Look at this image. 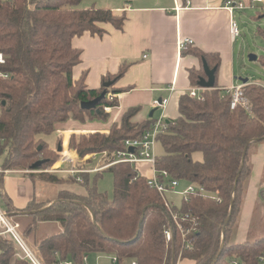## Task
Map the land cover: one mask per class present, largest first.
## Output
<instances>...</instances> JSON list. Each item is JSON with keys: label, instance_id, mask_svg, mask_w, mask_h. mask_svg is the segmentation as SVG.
I'll return each instance as SVG.
<instances>
[{"label": "trees", "instance_id": "obj_1", "mask_svg": "<svg viewBox=\"0 0 264 264\" xmlns=\"http://www.w3.org/2000/svg\"><path fill=\"white\" fill-rule=\"evenodd\" d=\"M84 1H0V53L5 58L0 64V157H5L0 171L37 172L52 167L61 154L58 147L50 148L40 136L51 135L58 124L69 120H105V107L119 105L115 95L113 100L103 99L95 110L81 107L82 102L93 101L103 91L110 94L112 86L93 90L86 86L84 77L74 80L73 71L82 62V51L73 46V39L85 33L103 36L101 24L123 30L126 22L125 15L117 16L107 9L78 8ZM260 32L264 35L263 30ZM195 55L202 65L206 61L218 73V54ZM261 64L264 67V60ZM126 70L127 66L122 67L111 78L123 76ZM202 76H206L204 67L190 71L191 87H199ZM243 94L246 104L235 109L231 108L233 92L219 88L217 83L214 89L204 91V102L184 94L179 99V117L166 121L167 128L158 137L164 154L157 160V169L167 170L172 179L202 187L209 194L191 196L181 207L174 206V211L190 213L198 224L188 237L193 250H183L181 232L172 222L163 197L149 187L148 178L135 165H111L117 154L125 151L126 141L142 139L156 121L132 122L139 108L129 110L107 133L70 135L69 150L85 163L90 161L84 159L88 155L106 157L98 171L70 175L71 181L86 187V195L65 190L60 193L61 202L47 207L48 202L33 200L25 210H17L3 198L6 214L19 223L23 217L31 219L24 227L25 235L41 223L61 224L62 230L55 235L40 242L32 238L46 264H55L57 256L81 261L87 254L112 255L119 264L132 260L138 264H173L181 251L183 259L193 264H231L234 258L257 264V258L264 254L263 239L239 244L231 241L241 212L244 183L251 174L247 153L253 144L264 140V86L248 83ZM197 153L203 155L202 161L193 159ZM39 161H44L42 166L33 169ZM103 171L114 178L112 199L89 184L92 174ZM4 175L0 173V186ZM27 176L50 184L63 180L45 171L39 178ZM31 211L37 213L25 214ZM171 226L174 237L168 241L165 231ZM16 254L15 243L0 237V264H29L14 261Z\"/></svg>", "mask_w": 264, "mask_h": 264}, {"label": "crops", "instance_id": "obj_2", "mask_svg": "<svg viewBox=\"0 0 264 264\" xmlns=\"http://www.w3.org/2000/svg\"><path fill=\"white\" fill-rule=\"evenodd\" d=\"M89 1L84 3L85 5L83 4V8L80 9H107L117 16L125 15L126 22L123 30L116 29L112 24H101L100 27L105 31L103 36L85 33L73 39V46L82 51V62L74 68L73 77L75 81L84 77L86 86L93 90L102 88L106 79H109L108 82H113L110 94L116 95L119 105L107 112L108 117L102 120L106 121L102 123V127L96 128L101 124V121L97 120L85 122L69 120L56 126L58 140L62 141L61 157L63 152H68L75 162L74 164L63 163L61 160L57 166L60 169L56 174L66 175L73 166L77 169L78 167L84 168V164L80 165L81 161L78 160L77 154L68 148L69 138L73 133L96 131L107 133L114 124H120L124 115L133 108H139V112L134 116L132 122L143 123L150 119V113L154 110L152 103L162 99H169L167 108L159 110V115L155 110L152 118L163 117L165 121L177 119L181 96L187 94L191 89H201L202 93L206 91L200 87H191L190 71L203 70L202 60L195 55V52L218 54L221 57V66L216 74V83L219 88L230 89L245 86L244 83L237 85L234 83L237 80L234 77L233 48L236 39L234 40L231 34V19L234 20V13L231 15L225 8L228 0ZM187 39L192 40L194 44L180 51L179 44ZM124 66H127L124 75L112 79L111 77L116 76ZM201 78H206V76ZM248 81L249 84L258 83L249 79ZM172 88L174 92L171 91ZM119 90L122 92L116 93ZM83 124L95 127L92 130H85L80 128V126H85ZM58 143L54 148L58 147ZM157 143H159L158 139L154 147V153L158 160L159 157L155 152ZM51 147L53 149V146ZM247 158L251 166V174L244 186L235 240L232 241L234 244L264 240V234H262L263 236L261 234L253 236L252 234L255 229V219L264 216V196H261L264 192V140L249 148ZM89 162L85 165L92 169ZM136 167L142 176L147 178L153 176L150 165L140 164ZM12 173L19 174L21 177H10ZM26 176L25 173L14 171L4 175L1 180L2 186H0L2 203L3 198H6L12 207L17 210H25L33 200L37 202L48 200H37L43 194L44 185L37 187L36 181ZM179 183V191H183L191 185L182 181ZM182 184H186L187 187L184 186V189H181ZM181 199L183 202L182 197ZM2 209L5 211L3 207ZM23 218L29 220L28 217ZM245 223H248L249 231L248 236L242 238L239 237V230ZM41 224H48V222ZM56 226L60 232L61 224L56 223ZM32 235L31 232L30 235L24 237L34 243ZM13 260L16 261L17 258L15 257ZM184 260L193 264L189 259ZM132 261H127L125 264H130Z\"/></svg>", "mask_w": 264, "mask_h": 264}, {"label": "rangeland", "instance_id": "obj_3", "mask_svg": "<svg viewBox=\"0 0 264 264\" xmlns=\"http://www.w3.org/2000/svg\"><path fill=\"white\" fill-rule=\"evenodd\" d=\"M242 1L245 5L243 9H235L233 18L237 22L238 28L240 30V36L236 39V43L233 46L234 48V65H235V76L237 78L234 79V83L241 84L243 83L241 79H249L252 82H258L262 83L264 86V67L261 64V61L264 60V35L261 34L260 30L264 31V10H263V2H258L257 0H238ZM264 1V0H263ZM90 2L89 0L82 2L78 8H83L84 3ZM85 5V4H84ZM86 9V8H85ZM260 28V29H259ZM251 56H257L258 60L251 61ZM261 84V85H262ZM159 111H157V115ZM172 118V117H171ZM100 122V121H99ZM106 121H101L100 125L96 126V128L102 127V123ZM79 124V122H78ZM80 125V124H79ZM85 126H80V128L85 130H92L95 126H90L89 124H83ZM58 133L55 131L51 135H42L40 138L46 142L50 148L51 146H54L59 142L58 140ZM59 148V143H58ZM57 149V147L55 148ZM156 155L157 157L162 156V146L161 144L157 143L156 145ZM71 151V150H70ZM76 153V152H75ZM77 154V153H76ZM88 159H90L89 164H91V168H96L98 170L99 166L101 167L105 163V155H88ZM78 160L81 162L80 165L84 164V168H88L84 162V160H81L79 155L77 154ZM87 156L84 158L86 159ZM5 159L4 156L0 157V165H2L3 160ZM87 159V160H88ZM194 160H203V156L201 153H197L193 155ZM201 160V161H202ZM61 161L60 160L56 163L58 164ZM53 165L52 167L41 170L37 172H31V171H18L15 170L14 172H22L23 174L27 173L26 175H34L39 178V176L44 173H49L58 176L59 179H63L58 184H50V183H42L39 179L36 181V186L39 187L40 185H44L42 189V195L38 197V201L46 200L45 202H48L49 204L47 207L51 206L54 202L59 200V196L61 195L59 191L67 190V191H74L79 194H87V189L83 184H80L76 181H71L69 179L70 174L66 175H59L56 173H51L55 171V167L58 165ZM88 165V164H87ZM65 167V166H64ZM83 168V167H78ZM13 172V171H12ZM32 173V174H29ZM10 177H21L19 174H10ZM27 178H30L29 176H26ZM247 181V180H246ZM245 181V183H246ZM244 183V186H245ZM90 186H96L98 191L100 193L106 194L110 199L113 198V192H114V178L113 175L108 171H103L101 174H92L89 179ZM184 186L187 187L186 184H182V188L184 189ZM59 193V194H58ZM263 193L261 194V196ZM166 199L173 203L177 207H181L182 199L179 195L173 194V193H167ZM263 197V196H262ZM261 198V197H260ZM264 198V197H263ZM262 200V198H261ZM263 201V200H262ZM264 202V201H263ZM0 206L4 208V204L0 200ZM42 206V205H40ZM2 207H0L2 209ZM42 208L43 209H46ZM3 210V209H2ZM39 210V209H36ZM36 214L37 211H31L27 215H33ZM9 216V215H8ZM12 220L19 223V219H14L13 217L9 216ZM29 219V218H28ZM23 221L24 223H21ZM31 219L26 220L25 218L20 220V232L24 235V227L26 224L30 223ZM238 221V220H237ZM255 229L253 230V236L261 234H264V216H260L259 218L255 219ZM237 225V224H236ZM236 225L233 229V233L231 235V241L235 240V234H236ZM40 226V227H39ZM33 229L32 236L35 239V242H40L41 240H44L48 236L55 235L59 232L58 226H56V223L54 222H48V224H41ZM248 223H245L243 227L239 230V237H247L248 233ZM39 230V231H38ZM1 232V231H0ZM28 245L32 248V250L39 256L40 259L44 261L43 255L41 254L39 248L36 244L30 242L28 239H25ZM245 243H253V242H245ZM34 244V246H33ZM234 244V243H233ZM112 255H105V254H92L90 255V263L92 264H110V258ZM45 262V261H44ZM46 263V262H45ZM178 264H190L188 262L179 261Z\"/></svg>", "mask_w": 264, "mask_h": 264}, {"label": "built area", "instance_id": "obj_4", "mask_svg": "<svg viewBox=\"0 0 264 264\" xmlns=\"http://www.w3.org/2000/svg\"><path fill=\"white\" fill-rule=\"evenodd\" d=\"M5 1V0H0ZM254 1V0H253ZM258 2H264L263 0H257ZM245 7L242 1L237 0H228L226 2V10L230 12L232 15L235 9H243ZM231 34L232 38L235 40L240 36V30L238 28L237 22L231 19ZM194 42L192 40H185L183 43L179 44L180 51L184 50L185 48L192 46ZM5 63V58L2 53H0V64ZM1 76L8 78V74H1ZM244 86H238L228 89L229 91L233 92V101L231 103V108L235 109L240 104H246V100L243 94ZM189 95L194 98L198 99L202 102L205 101L203 93L201 89H191L188 91ZM110 100H113L115 97L111 94H107V97ZM169 104V99H162L159 101H154L152 103L153 109L165 110ZM111 110L110 107H105V112H109ZM167 128L165 118L161 117L156 119L155 123L153 124L152 128L147 131L142 139L139 140H128L125 143V151L119 152L117 154L116 161L111 164H119V163H129L132 165H140V164H148L152 167L153 176L148 178V185L152 190H156L164 199V203L166 208L170 212V216L174 225L179 229L182 235L183 240V250H193V244L188 239L189 235L196 231L197 223L195 219H193L189 214H182L179 212L174 211V205L171 204L166 199L167 193H175L183 198V200L188 201L191 196L199 195V196H206L208 193L202 187L196 185H190L187 189L183 191H179L178 187L180 185L178 180H174L171 178L170 173L167 170H158L156 167L157 158L154 153V147L157 142L159 135ZM133 148L134 152H130L129 149ZM63 156L61 160L63 163H70L74 164L73 157L70 156L68 152H63ZM55 171L51 173H56L60 168L55 167ZM99 170V169H98ZM96 170H81L80 168L72 167V169L68 170L67 173L70 175H76L78 173H85V172H95ZM12 171H0V173H8ZM2 189L0 187V193ZM209 195V194H208ZM207 195V196H208ZM264 196V192H263ZM215 197V195H214ZM189 224L187 228L183 227V224ZM0 237L9 238L13 243L16 245L17 254L16 258L21 261H26L29 264H46L39 256L32 250V248L28 245L25 240V237L20 232V224L12 220L4 210L0 208ZM165 235L168 241L173 240L174 237V229L171 226L167 228L165 231ZM59 259L55 264H92L90 263V255H84L81 261H74L71 259ZM183 259V251L180 252L179 261ZM111 264H119L118 258L115 256L111 257ZM130 264H138L136 261H132ZM231 264H246L242 260L238 258H234L231 260ZM257 264H264V254H261L257 258Z\"/></svg>", "mask_w": 264, "mask_h": 264}, {"label": "water", "instance_id": "obj_5", "mask_svg": "<svg viewBox=\"0 0 264 264\" xmlns=\"http://www.w3.org/2000/svg\"><path fill=\"white\" fill-rule=\"evenodd\" d=\"M250 60L251 61H256V60H258V57L257 56H251L250 57ZM203 67H204V72H205L206 78H201L200 79V81H199V87L200 88H203V89H206V90L214 89L215 86H216V72H217V68L211 69L208 66V64H207L206 61H203ZM241 81L245 85H247L248 82H249L248 79H241ZM112 85H113V82H107V83L104 84V87L105 88H110ZM106 97H107V92L106 91H103L102 94L99 97H97L96 99H94L93 101L82 102L81 103V107L84 110H95L97 108L98 104L103 99H105ZM154 113H155V109L150 113V118H152L154 116ZM58 149H59L58 150L59 152H62V145H60ZM129 151L130 152H134V149L133 148H130ZM43 163H44V161H39L38 163H36L33 166V169L40 168ZM59 202H61V201H56L51 206H53V205H55L56 203H59ZM43 210H45V209H43ZM25 214H28V213L25 212ZM224 245H225V236L222 239V246H221V250H220L219 256L222 253V250L224 248ZM173 264H175V262Z\"/></svg>", "mask_w": 264, "mask_h": 264}, {"label": "bare ground", "instance_id": "obj_6", "mask_svg": "<svg viewBox=\"0 0 264 264\" xmlns=\"http://www.w3.org/2000/svg\"><path fill=\"white\" fill-rule=\"evenodd\" d=\"M171 91L174 92V89L172 88ZM187 94L189 95L188 92H187ZM189 96H190V95H189ZM190 97H191V96H190ZM191 98H192V97H191ZM193 99H194V98H193ZM197 100H198V99H197ZM56 165H58V164H56ZM102 169H103V168H102Z\"/></svg>", "mask_w": 264, "mask_h": 264}]
</instances>
